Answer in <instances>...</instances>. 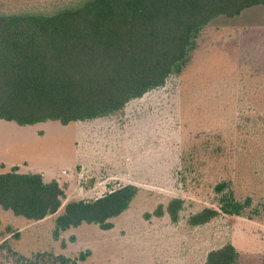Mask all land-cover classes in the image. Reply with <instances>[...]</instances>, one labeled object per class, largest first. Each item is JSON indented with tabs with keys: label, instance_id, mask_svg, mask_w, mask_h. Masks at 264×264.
I'll return each instance as SVG.
<instances>
[{
	"label": "rangeland",
	"instance_id": "1",
	"mask_svg": "<svg viewBox=\"0 0 264 264\" xmlns=\"http://www.w3.org/2000/svg\"><path fill=\"white\" fill-rule=\"evenodd\" d=\"M250 106L263 108L255 124L244 119ZM12 171L57 181L65 202L138 190L110 230L82 224L56 238L54 217L27 223L0 207V264H14L12 252H89L78 264H204L227 243L234 264H264V5L213 20L180 74L111 116L67 125L0 119V174ZM220 183L248 203L244 213L191 225L192 214L218 209ZM175 198L183 207L172 221L165 208Z\"/></svg>",
	"mask_w": 264,
	"mask_h": 264
},
{
	"label": "trees",
	"instance_id": "2",
	"mask_svg": "<svg viewBox=\"0 0 264 264\" xmlns=\"http://www.w3.org/2000/svg\"><path fill=\"white\" fill-rule=\"evenodd\" d=\"M260 5L264 0H0V119L67 125L111 116L180 74L199 33L213 20ZM245 110L246 124L261 118L256 108ZM225 189V183L215 186L218 209L205 207L189 223L203 225L220 213L242 215L248 203ZM137 190L125 185L97 199L65 202V188L57 181L12 171L0 174V207L27 223L54 217L56 238L82 224L110 230V220L129 208ZM182 207L183 200L175 198L165 210L175 221ZM12 255L14 264H78L89 252L76 258L49 252ZM236 259L227 243L208 252L204 264Z\"/></svg>",
	"mask_w": 264,
	"mask_h": 264
}]
</instances>
